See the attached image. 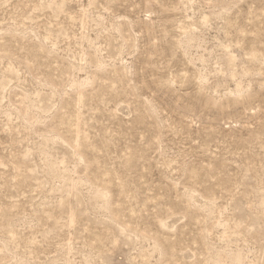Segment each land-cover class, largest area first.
I'll use <instances>...</instances> for the list:
<instances>
[{
  "label": "rangeland",
  "instance_id": "obj_1",
  "mask_svg": "<svg viewBox=\"0 0 264 264\" xmlns=\"http://www.w3.org/2000/svg\"><path fill=\"white\" fill-rule=\"evenodd\" d=\"M0 264H264V0H0Z\"/></svg>",
  "mask_w": 264,
  "mask_h": 264
}]
</instances>
